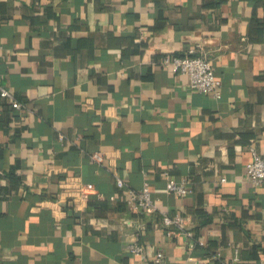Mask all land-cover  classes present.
Masks as SVG:
<instances>
[{
  "label": "crops",
  "instance_id": "obj_1",
  "mask_svg": "<svg viewBox=\"0 0 264 264\" xmlns=\"http://www.w3.org/2000/svg\"><path fill=\"white\" fill-rule=\"evenodd\" d=\"M192 50L221 99L162 66ZM0 88L23 105L0 96V264H136L133 244L147 261L264 264V184L246 170L264 154V0H0ZM10 172L22 185L3 196ZM116 176L149 184L157 211ZM87 184L102 198L78 201ZM162 212L205 246L168 236Z\"/></svg>",
  "mask_w": 264,
  "mask_h": 264
},
{
  "label": "built area",
  "instance_id": "obj_2",
  "mask_svg": "<svg viewBox=\"0 0 264 264\" xmlns=\"http://www.w3.org/2000/svg\"><path fill=\"white\" fill-rule=\"evenodd\" d=\"M162 66L171 68L176 74L187 76L189 79V87L192 91L213 96L216 99L222 98V81L216 76L212 61L207 55L195 56V51L192 50L191 55L188 56L173 57L171 59L165 58L162 61ZM0 96L8 99L16 109L20 110L23 108V105L17 102L7 89L0 88ZM250 151L252 153V159L246 165L248 177L254 185H262L264 184V154H259L254 147H251ZM91 159L98 166H102L106 162V157L101 152L92 154ZM116 183L120 190H126L127 202L138 212L152 213L157 211L149 184H144L141 190L128 189L124 180L118 176H116ZM191 184L190 179H183L181 181L171 179L167 182L166 190L168 193L178 197H186L192 193ZM93 196L102 198V195L96 191L93 184H87L79 188L75 198L78 201L87 202ZM109 200L112 202L116 201V197L111 196ZM160 216L163 227L170 229L168 236L173 237L177 232H184L192 240L193 246H205V243L196 238L193 232L185 231L183 217L180 215L170 216L164 212L160 213ZM130 253L138 259L136 264H168L162 252L158 253L153 260L147 261L144 247L139 244L131 245Z\"/></svg>",
  "mask_w": 264,
  "mask_h": 264
},
{
  "label": "trees",
  "instance_id": "obj_3",
  "mask_svg": "<svg viewBox=\"0 0 264 264\" xmlns=\"http://www.w3.org/2000/svg\"><path fill=\"white\" fill-rule=\"evenodd\" d=\"M7 176L11 180V184L10 187L6 189L7 193H4L3 196L9 195L12 190H16L22 185V178L20 176L15 175L13 172H10Z\"/></svg>",
  "mask_w": 264,
  "mask_h": 264
}]
</instances>
